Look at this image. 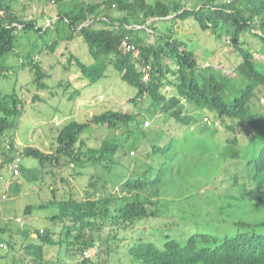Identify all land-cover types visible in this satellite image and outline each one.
Returning <instances> with one entry per match:
<instances>
[{"label": "rangeland", "instance_id": "374dc122", "mask_svg": "<svg viewBox=\"0 0 264 264\" xmlns=\"http://www.w3.org/2000/svg\"><path fill=\"white\" fill-rule=\"evenodd\" d=\"M9 1L20 19H35L42 32L37 28L24 29L20 26L15 50L0 56V98L16 94L19 107L23 110L19 118L14 120L9 117L12 125L4 135L0 133V243L5 244V247H0V264H29L34 256L22 250L26 244L44 247V258L38 260V264H78L85 258V254L78 249L69 250L59 244L46 246L37 239L36 232L43 229L59 241L62 226V223L53 222L50 218L57 209L42 204L70 197L82 200L89 193L92 198H116V206L123 204L126 192L122 190V184L129 174L126 168H135L134 158L129 161L123 155L124 149L114 156L109 169L103 164L89 163L53 169L41 165L36 158L21 156L19 151L29 145L44 152L53 151L57 146L58 133L65 124L86 122L94 114L132 111L146 116L145 101L140 100L137 104L130 101L137 94V89L122 78L113 64L106 65L103 73L93 80L82 73L77 59L84 65L95 63L96 59L90 54L83 37L71 32L66 22L56 19L58 13L70 10L65 0L59 3L48 0ZM43 10L45 16H41ZM48 22L53 25L46 29ZM172 24L175 25L173 33L159 32L172 34L184 41L196 53L200 67L212 65L213 70L219 69L229 75L234 80L229 87L234 92L232 95L238 94V86H244L243 78L235 67L241 61V55L236 50L231 33L224 32L221 37H216L211 33L212 29L201 28L194 17H179ZM95 26L103 25L96 23ZM253 27L255 32L260 31L257 21ZM227 30L228 26H223L219 31ZM254 31L248 29L242 37L246 46L254 51L258 68L264 71V43ZM56 39L59 42L55 49L47 50L46 44ZM37 55L40 56L38 65L41 71L36 82L44 84V89L33 81L36 72L31 64ZM105 60L102 57L97 62ZM173 69H176L174 65ZM181 107L183 123L176 122L161 111L153 120L144 117V120L150 121L147 134L155 135V129L160 128L175 132L178 137V154L167 179L158 193L148 196L145 203L156 214L138 218L127 225L122 221L117 224L109 218L95 228L93 237L99 248L89 257L93 263L143 264L128 252V246L140 238L160 246L167 234L182 243L191 233L197 232L233 236L241 230L236 224L238 221L256 223L254 231L264 234V205L247 198L243 192L245 183L248 185L244 178L246 161H237L225 155L226 140L232 132L213 126L215 114L212 111L197 109L186 99H182ZM207 117L208 120L205 119ZM107 129L110 130L103 125H91L80 136L76 148L85 150L83 144L100 147L103 140L115 134H121L125 148L133 145V134L123 137L124 128L120 131ZM139 130L141 128H136V134ZM12 144L18 148L19 157L16 158L19 159L16 161L21 165L20 176H13L4 167L2 153H8ZM133 149L135 154L130 153V156L138 157V150ZM91 182H94L93 186H90ZM3 194L7 195L6 198H2ZM28 206L33 209L26 211ZM111 210L114 213L113 206ZM17 217H21L24 224L17 222ZM107 238L108 245L104 241Z\"/></svg>", "mask_w": 264, "mask_h": 264}, {"label": "trees", "instance_id": "16d2710c", "mask_svg": "<svg viewBox=\"0 0 264 264\" xmlns=\"http://www.w3.org/2000/svg\"><path fill=\"white\" fill-rule=\"evenodd\" d=\"M48 1L59 3L63 0ZM65 1L70 5V10L58 13L56 19L66 22L71 32L80 34L88 45L90 54L96 59L95 63L84 65L75 58L82 73L93 80L103 73L106 65L113 64L122 78L137 89V94L130 101L136 104L140 100L145 101L146 116L152 120L161 111L176 122L183 123L182 99H186L197 109L212 111L215 114L213 126H221L232 132L226 140L225 155L236 158L237 161H246L244 178L248 185L245 183L243 192L247 198L264 205V71L258 68L254 51L246 46L242 37L246 30L254 31L253 24L257 21L260 31L253 33L264 43V0H203L198 9L180 11V5L173 9L177 13L175 18L194 17L201 28L212 29L211 33L216 37H221L224 32L231 33L236 50L241 55V61L235 67L244 83L242 88L241 84L238 86L239 93L235 95H232L234 92L229 88L234 80L219 69L213 70L212 65L200 67L196 53L184 41L166 32L150 33L141 27L149 17L169 15L172 10L170 6L161 2L149 5L145 0ZM43 12L41 16H45V11ZM115 12L120 15L115 16ZM140 13L143 14L142 18ZM47 20L50 22L51 18ZM96 23L103 26L96 27ZM50 24L46 29L53 25ZM20 26L24 29L37 28L42 32L35 19H20L13 12L9 0H0V56L15 50V38ZM223 26H228L229 31H219ZM58 42L57 39L50 40L45 48L52 51ZM130 44L135 46L134 50H129ZM102 57L106 60L98 63L97 60L101 61ZM39 58L37 55L32 60L31 68L36 72L33 81L44 89V84L36 82L41 71ZM146 65H151L148 80H144ZM173 65L179 68L173 69ZM166 84L172 86V94V89L169 94L163 92L162 88ZM19 105L16 94L0 98L1 134L4 135L5 130L12 125L9 117L15 120L23 112ZM146 116L132 111L94 114L86 122L71 121L65 124L58 133L57 146L53 151L44 152L31 145L19 151L21 156L36 158L41 165L45 164L53 169L70 165L78 167L83 163L103 164L109 169L114 156L124 149L123 155L129 161L134 158L135 162L134 170L130 166L126 168L129 174L122 184V190L126 192L123 204L116 206V198H92L90 193L82 200L71 197L50 200L42 206H54L57 209L50 218L53 222L62 223L60 239L54 240L43 229L36 232L37 239L46 246L59 244L61 247L65 245L69 250L76 248L82 254L85 251L91 252L78 264H95L89 259L99 248L93 237L95 228L102 226L109 218L117 224L122 221L127 225L133 224L138 218L156 214L145 203L164 185L178 154V137L175 132L160 128L155 129V135L147 134V127H143ZM93 124L106 126L110 129L108 131H120L124 128L123 137L133 134L135 141L132 146L125 148L120 139L121 134H115L103 140L100 147L83 144L86 149L78 150L76 144L80 136ZM136 128H141L137 134ZM10 146L8 153H2L4 167L13 176H20V173L16 175L10 170V163L19 157L18 148L13 144ZM133 148L138 150V157L130 156L131 151L135 154ZM19 167L21 170L20 164ZM93 184L91 182L90 186ZM6 196L3 194L2 198ZM32 209V206H28L26 211ZM236 224L241 230L233 236L220 237L197 232L191 233L182 243L167 234L160 246L140 238L128 246V252L133 259L143 264H264V234L254 231L256 223L238 221ZM104 241L108 245L109 238ZM0 247L4 246L0 243ZM22 250L33 254L34 258L28 261L29 264H38V260L44 258L45 250L42 245L26 244ZM100 264H106V261Z\"/></svg>", "mask_w": 264, "mask_h": 264}, {"label": "crops", "instance_id": "0c3cea01", "mask_svg": "<svg viewBox=\"0 0 264 264\" xmlns=\"http://www.w3.org/2000/svg\"><path fill=\"white\" fill-rule=\"evenodd\" d=\"M145 2L149 5H156L157 3L161 2L167 6H170L172 9L170 14L167 16H152L147 18V22L141 26L144 27L146 31H157L158 33H160L159 31H172V29H174L175 25L172 24V21L175 22V15L177 14L173 11L174 7L180 5V11H183L184 9H198L203 4V0H145ZM114 15L119 16L120 14L115 12ZM142 15L143 14L141 13L139 14L140 18H142Z\"/></svg>", "mask_w": 264, "mask_h": 264}, {"label": "built area", "instance_id": "2783aa9c", "mask_svg": "<svg viewBox=\"0 0 264 264\" xmlns=\"http://www.w3.org/2000/svg\"><path fill=\"white\" fill-rule=\"evenodd\" d=\"M128 48H129V50H134L135 46L130 44V45H128ZM176 68L178 69L179 67L177 66ZM146 70H147V73L144 76V80H148L150 77L149 71L151 70V65H146ZM171 89H172V86L170 84H166L162 88L163 92L166 94L169 93ZM205 119L208 120V118H205ZM212 122L214 123V120ZM143 124L146 127L149 126V124H150L149 119H145ZM131 154H133V151H131ZM16 159H19V158H16ZM16 159H14V161L12 163H10L9 167H10V170L13 171V173L17 175L20 173V169H19L20 167H19V163H18V161H16ZM16 220H17V222H19L21 224H23V222H24L21 217H17ZM1 246L5 247V245L2 243H1ZM84 254L86 256H88L89 252L85 251Z\"/></svg>", "mask_w": 264, "mask_h": 264}, {"label": "clouds", "instance_id": "9594fccd", "mask_svg": "<svg viewBox=\"0 0 264 264\" xmlns=\"http://www.w3.org/2000/svg\"><path fill=\"white\" fill-rule=\"evenodd\" d=\"M177 70V69H176ZM171 91V90H170ZM169 94V93H168ZM263 100V99H262ZM264 101V100H263ZM24 221V220H23ZM23 224H24V222H23ZM90 255V254H89Z\"/></svg>", "mask_w": 264, "mask_h": 264}]
</instances>
